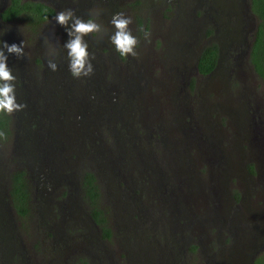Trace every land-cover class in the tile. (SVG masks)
Returning <instances> with one entry per match:
<instances>
[{"label":"rangeland","instance_id":"obj_1","mask_svg":"<svg viewBox=\"0 0 264 264\" xmlns=\"http://www.w3.org/2000/svg\"><path fill=\"white\" fill-rule=\"evenodd\" d=\"M115 1L107 12L112 1L75 3L77 16L91 14L106 30L85 37L90 77L68 71L65 27L42 30L25 16L0 24V45L25 41L26 56L8 55L7 64L17 102L27 104L0 142V264H248L264 247V81L246 58L257 22L249 0ZM118 12L132 19L136 56L111 44ZM209 42L220 62L201 75L193 65ZM240 136L256 159L243 158L250 151ZM17 168L31 186L23 217L6 199ZM85 170L96 175L107 237L81 190ZM140 186L150 195H138Z\"/></svg>","mask_w":264,"mask_h":264},{"label":"trees","instance_id":"obj_2","mask_svg":"<svg viewBox=\"0 0 264 264\" xmlns=\"http://www.w3.org/2000/svg\"><path fill=\"white\" fill-rule=\"evenodd\" d=\"M250 11L256 17L257 22L252 35L248 60L257 76L264 81V0H249ZM53 10L41 2L33 0H10L1 10L0 16L4 20L25 16L30 23H40L52 14ZM218 45L216 42L206 45L200 52L198 69L206 73L216 63ZM192 84V83H191ZM11 114L0 112V142H8L12 135ZM8 194L11 204L20 216H26L30 210L31 186L25 169H14L9 173ZM82 188L84 198L90 205V213L96 224L100 226L104 236L110 235V229L105 224V217L98 207L100 196L96 175L91 170H85L82 175ZM236 198L238 195L236 194ZM79 264H88L81 259ZM253 264H264V249L255 257Z\"/></svg>","mask_w":264,"mask_h":264},{"label":"clouds","instance_id":"obj_3","mask_svg":"<svg viewBox=\"0 0 264 264\" xmlns=\"http://www.w3.org/2000/svg\"><path fill=\"white\" fill-rule=\"evenodd\" d=\"M55 20L66 28L69 36V40L63 45L67 51L69 73L76 79L90 77L94 74L92 60L95 57L90 55L88 51L89 45L85 37L94 33L99 34L106 30L103 29L100 23L96 22V18L91 14L86 20L77 16L74 10L70 8L58 11L55 15ZM131 23V17L126 16L122 12L115 13L111 19V24L114 26L115 31L110 36V41L121 57L136 56L137 54L135 49L138 45V39L129 28ZM12 54L18 58H24L26 56L25 41L20 45L15 43L8 44L7 42H3L0 45V112L8 114L22 111L27 107L26 103L17 102L16 85L14 83L16 76L7 64L8 55ZM56 55V47L52 44L48 49L47 67L53 72L59 70L58 64L54 59ZM2 135L3 133H0V136Z\"/></svg>","mask_w":264,"mask_h":264},{"label":"flooded vegetation","instance_id":"obj_4","mask_svg":"<svg viewBox=\"0 0 264 264\" xmlns=\"http://www.w3.org/2000/svg\"><path fill=\"white\" fill-rule=\"evenodd\" d=\"M9 1L10 0H8L7 2H6V5L9 3ZM33 1H37V2H41V3H43L44 5H46V6H48L49 8H51L52 10H53V12H52V14L49 16V17H47L46 19H44L42 22H40V23H33V24H39V25H41L40 27H42V30L45 28V25H46V27L47 28H49V29H55L56 27H61V28H64V26H61V25H57V22H56V24L54 23V21H56L55 20V15H56V13L58 12V11H60V10H64V9H73L74 11L75 10H78L77 8H75V6H76V2H78V0H69V1H67V0H33ZM102 1V0H101ZM108 1H112L111 2V6H110V4L108 3L107 4V2L105 3V5H106V11L105 12H107V11H110V9L111 8H115L116 6H112L113 4L112 3H116V5H118L119 4V2L118 1H115V0H108ZM91 3H92V1H91ZM103 5H101V8H102V10L104 9V7H105V5H104V3H102ZM5 5V6H6ZM4 6V7H5ZM249 8H250V5H249ZM3 9V8H2ZM1 9V10H2ZM1 10H0V12H1ZM252 13V12H251ZM253 14V13H252ZM14 19H16V18H12V19H8V20H4V19H2L1 18V16H0V24L3 22H11L12 20H14ZM55 27V28H54ZM46 28V29H47ZM61 28H58V29H61ZM65 29V28H64ZM62 31V30H61ZM59 38L58 37H56V40H58ZM211 43H213V42H209V43H207L206 45H208V44H211ZM250 43H251V41H250ZM206 45H204L203 47H201L200 49H199V51H198V54H197V57H196V59H195V63H194V69H195V72H197V73H199V74H201V75H208V74H211L217 67H218V65H219V62H220V49H219V46H218V56H217V60H216V63H215V65H214V68H212L211 70H209L208 72H206V73H202V72H200L199 71V69H198V61H199V55H200V52H201V50L206 46ZM247 47H248V50H246V58L248 59V53H249V48H250V45L248 46L247 45ZM245 51V50H244ZM245 53V52H244ZM36 60V61H35ZM179 62H181L182 61V66H184L185 64H187L189 61H190V59L189 58H179ZM33 61H34V63L36 64V62L38 61V62H41L42 60L39 58V57H37V58H34L33 59ZM252 66V65H251ZM253 68V67H252ZM254 70V69H253ZM256 73V72H255ZM22 80V79H21ZM29 80L30 79H27V82H29ZM23 81H25L24 80V78H23ZM191 83L192 84H190L191 86H193V84H194V80H192L191 81ZM17 87V86H16ZM255 113H256V110L255 109H253L252 111H251V114H252V116L253 115H255ZM24 118H26V121L28 122L29 121V116H24ZM43 118H45L44 116H43V114H41V116L40 117H38V120H42ZM36 121L35 123H36V125L38 124H42L43 122H39V121ZM241 138H243V139H245L244 137H242V136H240ZM247 137V136H246ZM249 138H247V139H245V142H244V144H245V146L247 145V147H248V150L250 151L249 152V155H245V157H244V155H243V158L246 160V159H248V157H253V158H255V157H257V153L255 152V156H254V152H253V150H251V149H254L255 148V145H254V143L253 144H251V140H248ZM243 141V140H242ZM241 141V142H242ZM262 140H260V142H261ZM256 142L258 143V145L260 144L259 143V139L258 140H256ZM243 143V142H242ZM250 145H252V146H250ZM260 146H261V144H260ZM257 148H258V146H257ZM259 150V149H258ZM243 153V152H242ZM256 159V158H255ZM256 162L254 161V162H251L250 160H249V163H248V166H247V169H248V173H250L251 175L254 173V172H256L255 171V169H256ZM18 169H21V168H18ZM128 170V169H127ZM159 180H161V179H158V182H159ZM8 184H9V179H8ZM8 188V187H7ZM81 190L83 191V194H84V190H83V188H82V181H81ZM149 191H150V189H149V186H140V188H139V190H138V195H140V196H143L144 194H146L147 196H149L150 195V193H149ZM236 198V197H235ZM7 201H8V203H9V205H10V207H11V209L13 210V212H14V214L16 215V216H19V217H22V216H20L17 212H16V210H15V208L13 207V205L11 204V200H10V198H9V194H8V189H7ZM30 210H31V208H30ZM29 210V211H30ZM90 215H91V213H90ZM91 219L93 220V218H92V216H91ZM94 221V220H93ZM95 223V222H94ZM96 224V223H95ZM264 249V247H262V249H260L258 252H257V254H256V256L258 255V253L261 251V250H263ZM255 256V257H256ZM255 259V258H254ZM79 263H80V261H79ZM78 263V264H79ZM88 263V262H87ZM37 264H39V263H37ZM41 264H58L57 262H54V261H52V263H50V262H44V263H41Z\"/></svg>","mask_w":264,"mask_h":264},{"label":"water","instance_id":"obj_5","mask_svg":"<svg viewBox=\"0 0 264 264\" xmlns=\"http://www.w3.org/2000/svg\"><path fill=\"white\" fill-rule=\"evenodd\" d=\"M5 5H6V4H4V5L2 6V8H4ZM248 7H249V4H248ZM249 10H250V8H249ZM255 26H256V25H255ZM260 249H262V247H260L258 250L256 249L255 251H253V252L250 254L249 259H248V260H249V261H248V264H253L254 258H255L257 252H258Z\"/></svg>","mask_w":264,"mask_h":264}]
</instances>
